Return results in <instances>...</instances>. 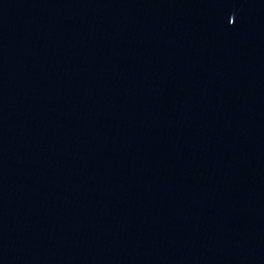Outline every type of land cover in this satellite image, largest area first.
I'll list each match as a JSON object with an SVG mask.
<instances>
[{"label": "water", "instance_id": "1", "mask_svg": "<svg viewBox=\"0 0 264 264\" xmlns=\"http://www.w3.org/2000/svg\"><path fill=\"white\" fill-rule=\"evenodd\" d=\"M0 264H264V0H0Z\"/></svg>", "mask_w": 264, "mask_h": 264}]
</instances>
